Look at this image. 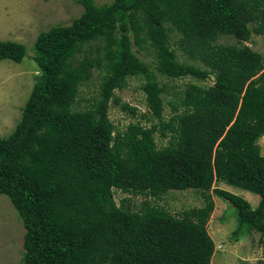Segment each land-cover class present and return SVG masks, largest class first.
Masks as SVG:
<instances>
[{
    "label": "trees",
    "instance_id": "trees-1",
    "mask_svg": "<svg viewBox=\"0 0 264 264\" xmlns=\"http://www.w3.org/2000/svg\"><path fill=\"white\" fill-rule=\"evenodd\" d=\"M84 11L68 25L41 31L32 58L39 76L13 131L0 137V194H6L25 228L26 264H211L214 241L206 224L212 195L236 210L235 239L259 232L264 254V55L244 41L264 35V0H112ZM170 24V25H167ZM174 43L206 68L179 61ZM155 51L158 73L188 82L167 100L149 66L132 50ZM237 43H219V36ZM106 40L105 72L98 96L77 107L93 61L74 55L82 45ZM24 44L0 41V60L21 61ZM97 64L100 59H93ZM145 78L149 126L129 122L116 131L110 101L136 115L114 95L128 76ZM78 98V99H77ZM168 136L157 145L156 134ZM223 182L259 196L249 202L217 186ZM213 186V187H212ZM155 198L169 190L199 189L204 204L171 213L145 198L116 204L113 190ZM211 190V193H209Z\"/></svg>",
    "mask_w": 264,
    "mask_h": 264
},
{
    "label": "rangeland",
    "instance_id": "rangeland-1",
    "mask_svg": "<svg viewBox=\"0 0 264 264\" xmlns=\"http://www.w3.org/2000/svg\"><path fill=\"white\" fill-rule=\"evenodd\" d=\"M111 1L93 0L96 5ZM83 11L84 6L78 0H0V41H16L24 44L26 48V53L19 62L9 58L0 60V137H5L13 131L21 117L22 106L40 74L39 67L32 58L35 54L34 41L37 35L51 26L70 24ZM169 34L172 41L171 46L179 61L206 68L200 60L189 58L186 51L174 43L178 37L174 30H171ZM130 37L132 50L149 66V69L155 73L158 83L164 85L167 90L162 93L164 117H168L171 113L167 100L177 99L176 92L182 90L188 82L196 81L204 85L213 83V78L198 81L191 76L170 78L158 73L155 51L147 45L139 48L134 43L131 34ZM217 41L226 44L237 43L234 38L226 35L219 36ZM243 43L264 55L263 34L252 33L250 38ZM105 52L106 40L101 39L84 43L81 51L74 55L75 62L86 57L94 64L90 79L80 86L78 96L80 100L77 107L89 105L98 96V86L108 61L105 58ZM95 57L100 59L99 64L93 60ZM144 81L145 78L142 75L128 76L124 87L114 90V95L121 102H127L137 109L136 115L131 116L130 113L121 109L119 103L116 104L113 99L110 101L108 117L115 126V132L123 131L129 122L139 121L149 126L155 121L151 115L147 120L141 116L147 111L150 113L145 105V94L142 90ZM168 139V136L162 137L156 134L157 145H166ZM258 144L261 153L264 154V134L258 138ZM216 184L246 199L252 208L257 206L259 196L256 193L223 182ZM112 196L116 204H119L120 199L124 197L129 198L130 203L134 204H139L147 198L171 213H181L184 209L204 204L203 194L199 189L169 190L162 194V198H155L151 195L128 193L114 188ZM212 199L214 208L210 213L206 228L214 241V246L220 244L221 248L214 247L211 264H264L259 232H243L241 235L238 233L240 238L236 240L234 232L237 227V217L234 206L215 195H212ZM24 233L22 219L10 198L6 194H0V264H26L23 260Z\"/></svg>",
    "mask_w": 264,
    "mask_h": 264
},
{
    "label": "clouds",
    "instance_id": "clouds-1",
    "mask_svg": "<svg viewBox=\"0 0 264 264\" xmlns=\"http://www.w3.org/2000/svg\"><path fill=\"white\" fill-rule=\"evenodd\" d=\"M219 245H220V244H219ZM220 246H221V245H220ZM214 247L217 248V245H215ZM220 248H221V247H220ZM217 249H219V248H217Z\"/></svg>",
    "mask_w": 264,
    "mask_h": 264
},
{
    "label": "built area",
    "instance_id": "built-area-1",
    "mask_svg": "<svg viewBox=\"0 0 264 264\" xmlns=\"http://www.w3.org/2000/svg\"><path fill=\"white\" fill-rule=\"evenodd\" d=\"M220 247H221V246L218 244V245H217V248H220Z\"/></svg>",
    "mask_w": 264,
    "mask_h": 264
}]
</instances>
